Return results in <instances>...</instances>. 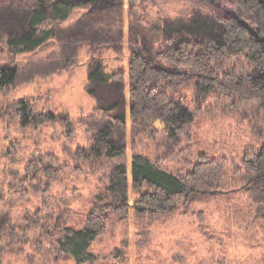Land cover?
<instances>
[{
	"label": "rangeland",
	"instance_id": "374dc122",
	"mask_svg": "<svg viewBox=\"0 0 264 264\" xmlns=\"http://www.w3.org/2000/svg\"><path fill=\"white\" fill-rule=\"evenodd\" d=\"M32 4V0H0V68L17 65L19 72L14 85L0 93V264H77L68 255L51 252V238L58 235L55 223L60 220L61 224L82 228L96 194L109 184L118 163L128 167L129 198L133 203L140 192L133 187L131 164L132 156L139 153L179 175L189 172L204 155L214 160L222 158L226 160V173L216 192L179 201L164 215H140L135 209L126 219L111 215L106 230L91 245L96 259L84 264H264V207L249 196L243 172L247 152H257L264 145L263 118L255 103L241 101L235 95L224 97L218 90H202L197 86V76L188 68L162 61V66L186 70L189 76L169 92L170 98L181 100L194 113L184 133L170 145L161 120L155 122L160 129L157 132L139 131L129 112L127 80L126 127L118 126L114 134V141L124 147L123 153L114 158L80 157L78 150H92L98 134L109 119H114L113 110L99 108L95 94L88 90L89 59L102 58L107 72L127 66L131 50L145 45V27L151 26L144 22L133 29L126 1L121 48L105 45L95 51L89 43L65 42L58 36L39 49L17 54L10 49L8 33L17 27L16 17L22 15L19 13L28 12ZM236 9L233 0H153L146 6L148 20L165 23L189 21L190 17L203 18L202 23L207 17L212 22ZM83 10L75 9L62 23L59 35L70 34L61 30L73 25ZM210 21L189 30L197 34L211 31ZM240 62L244 70H254L245 58ZM109 90L111 96L104 92L105 99L117 100V90ZM22 98L39 110L52 111L57 118L39 127L22 126L16 114V104ZM47 153L58 159V174H39L37 178L42 179L45 188L50 185V191L45 193L37 180L28 185L25 195H17L15 183L25 178L31 159ZM147 189L143 186L141 191ZM39 208L45 209L50 235L32 233L13 242L8 229L20 225L19 213L33 215ZM41 238L42 247L38 243Z\"/></svg>",
	"mask_w": 264,
	"mask_h": 264
},
{
	"label": "trees",
	"instance_id": "16d2710c",
	"mask_svg": "<svg viewBox=\"0 0 264 264\" xmlns=\"http://www.w3.org/2000/svg\"><path fill=\"white\" fill-rule=\"evenodd\" d=\"M126 1L129 3L133 29L143 26L144 22L151 27H145V45L131 50L127 66L107 72L102 58L92 56L89 59L91 82L88 90L95 94L99 108L113 110L114 119H109L98 134L92 150H78L80 157L93 159L105 155L114 158L123 153L124 147L114 141V134L118 126L126 127L124 89L127 80L131 99L129 112L139 131L147 132L150 129L157 132L160 129L155 122L161 120L170 145L184 133L193 122L194 113L181 100L170 98L169 92L181 86L189 76L186 70L162 66V61L178 68H188L197 76V86L202 90H218L224 97L235 95L241 101L254 102L264 126V0H233L237 9L224 12L216 21L211 22L206 17L213 32L204 30L199 34L189 29H197L198 23L203 26V18L190 17L189 21L167 23L148 20L146 6L153 0H32L29 11L19 13L22 15L16 17L17 27L8 33L10 49L17 54L31 52L58 36L66 39L65 42L77 40L79 43H89L95 51L105 45L121 48L125 35ZM79 7H84L83 13L73 25L61 30L70 31V34L67 37L59 35L62 23ZM168 41L166 46H157ZM242 58L251 62L253 71L242 68ZM18 76L17 65L1 67L0 93L9 90ZM109 88H115L118 93V99L113 102L105 99L104 92L111 96ZM16 114L22 126L33 128L57 118L52 111L39 110L26 98L16 104ZM132 158L133 187L140 192L134 202L131 203L129 198L128 167L118 163L112 169L109 184L96 194L95 203L82 228L61 224L57 220L53 228L58 235L51 238V252L59 256L68 255L76 259L77 264L86 261L92 263L96 256L90 251L91 245L106 230L111 215L126 219L132 209L140 215H164L173 211L179 201H192L198 195L216 192L226 173L225 159L214 160L205 155L185 175L172 173L141 153ZM57 163L58 159L51 153L39 154L31 159L27 171L34 175L27 172L24 179L16 181L15 193L25 195L28 185L37 180L42 185V179L37 178L39 174L56 176ZM243 165L249 196L264 207V145L257 152H247ZM143 186L148 189L141 191ZM40 188L45 193L50 191V185ZM44 210L39 208L33 215L28 212L23 215L21 211L17 217L21 223L10 226L9 238L18 242L32 233L50 235V223L44 219ZM42 239L38 242L41 247Z\"/></svg>",
	"mask_w": 264,
	"mask_h": 264
}]
</instances>
